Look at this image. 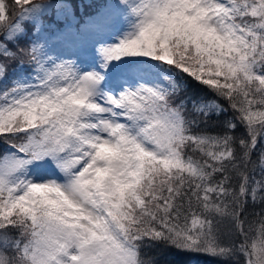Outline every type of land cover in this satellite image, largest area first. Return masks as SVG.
I'll return each instance as SVG.
<instances>
[{
	"label": "snow or ice",
	"instance_id": "obj_1",
	"mask_svg": "<svg viewBox=\"0 0 264 264\" xmlns=\"http://www.w3.org/2000/svg\"><path fill=\"white\" fill-rule=\"evenodd\" d=\"M89 7L0 0V264H264V0Z\"/></svg>",
	"mask_w": 264,
	"mask_h": 264
},
{
	"label": "trees",
	"instance_id": "obj_2",
	"mask_svg": "<svg viewBox=\"0 0 264 264\" xmlns=\"http://www.w3.org/2000/svg\"><path fill=\"white\" fill-rule=\"evenodd\" d=\"M76 3L80 5L81 13H89L94 11V7H89V4L99 5L104 3V0H76ZM150 256H155L157 259H165V257L161 256L158 253H149ZM167 260H175V261H183L186 259L185 257L173 256L169 255L166 257ZM200 264H217V261L213 260L210 257H199L198 258Z\"/></svg>",
	"mask_w": 264,
	"mask_h": 264
},
{
	"label": "rangeland",
	"instance_id": "obj_3",
	"mask_svg": "<svg viewBox=\"0 0 264 264\" xmlns=\"http://www.w3.org/2000/svg\"><path fill=\"white\" fill-rule=\"evenodd\" d=\"M84 58H85V59H88L89 57L85 56Z\"/></svg>",
	"mask_w": 264,
	"mask_h": 264
}]
</instances>
